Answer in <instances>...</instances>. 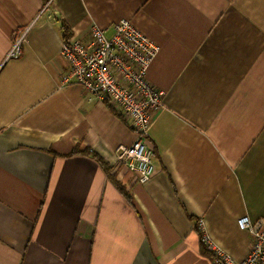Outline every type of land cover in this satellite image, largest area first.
<instances>
[{
	"label": "crops",
	"instance_id": "obj_1",
	"mask_svg": "<svg viewBox=\"0 0 264 264\" xmlns=\"http://www.w3.org/2000/svg\"><path fill=\"white\" fill-rule=\"evenodd\" d=\"M45 1L0 0V264H212L199 218L243 258L238 218L264 223V0H54L41 14ZM120 19L159 47L147 77L165 105L145 183L115 161L135 133L61 80V20L86 39Z\"/></svg>",
	"mask_w": 264,
	"mask_h": 264
},
{
	"label": "built area",
	"instance_id": "obj_2",
	"mask_svg": "<svg viewBox=\"0 0 264 264\" xmlns=\"http://www.w3.org/2000/svg\"><path fill=\"white\" fill-rule=\"evenodd\" d=\"M54 0H46L40 13L52 10ZM39 17V15H38ZM26 30L17 29L10 54L19 53V43ZM93 23L86 39L63 38L61 53L67 68L61 73L63 83L80 84L88 95L111 106L135 133L130 144H120L114 150L117 165L136 174L140 183L150 179L156 170L154 148L148 142V130L156 112L164 107L165 90L152 84L147 77L150 63L158 51L148 36L128 19L112 24V32ZM199 229L203 220L196 221ZM238 225L247 231L250 244L247 254L236 259L216 248L206 233L202 243L210 252L212 264H264V223L243 215Z\"/></svg>",
	"mask_w": 264,
	"mask_h": 264
},
{
	"label": "trees",
	"instance_id": "obj_3",
	"mask_svg": "<svg viewBox=\"0 0 264 264\" xmlns=\"http://www.w3.org/2000/svg\"><path fill=\"white\" fill-rule=\"evenodd\" d=\"M61 26L63 27L64 29V35H63V38L65 40H69L70 38V29L69 27L65 24V21L64 20H61ZM86 151V150H85ZM73 152H76V150L72 151ZM86 152L90 153L93 157H95L99 163L104 167L105 170H108V166H107V163L99 156L97 155L96 153L90 151V150H87ZM113 180H114V183L115 185L118 187V189L125 194V190H124V187L123 185L120 183V181H118L117 179L114 178V176H112ZM195 228L197 229V231L200 233V236L202 238L203 234L201 233V231L199 230L198 226H197V223L195 224ZM201 250L204 254L206 255H209V251L207 250V247L202 243L201 241Z\"/></svg>",
	"mask_w": 264,
	"mask_h": 264
},
{
	"label": "rangeland",
	"instance_id": "obj_4",
	"mask_svg": "<svg viewBox=\"0 0 264 264\" xmlns=\"http://www.w3.org/2000/svg\"><path fill=\"white\" fill-rule=\"evenodd\" d=\"M40 16V15H39Z\"/></svg>",
	"mask_w": 264,
	"mask_h": 264
}]
</instances>
